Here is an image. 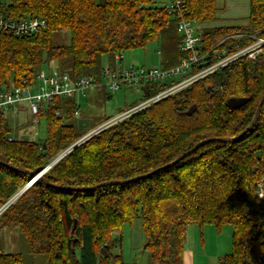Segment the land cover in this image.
I'll return each instance as SVG.
<instances>
[{"label": "trees", "instance_id": "1", "mask_svg": "<svg viewBox=\"0 0 264 264\" xmlns=\"http://www.w3.org/2000/svg\"><path fill=\"white\" fill-rule=\"evenodd\" d=\"M160 3L0 0V13L10 18L46 20L35 33L0 32V86L30 80L46 66L73 79L101 81L104 63L114 70L116 55L153 41L159 42V66L174 67L187 54L180 49L176 20ZM185 12L201 25L205 65L251 43L252 35L264 36V0H248L243 25H208L216 19L214 0H185ZM173 82L145 85L142 99ZM263 95L264 46L254 59L238 58L73 147L13 201L29 176L8 165L38 172L86 129L74 116L79 105L64 97L48 105L41 140L9 141L10 128L0 120V230H17L29 258L0 246V264H33L37 256L46 264H121L114 253L121 240L112 235L134 218L149 264H183L184 234L194 225L231 227V252L218 264H264V213L257 198L264 180V103L252 128L232 140L249 126ZM229 100L242 103L231 108ZM208 139L220 141L169 165ZM102 183L108 185L80 190Z\"/></svg>", "mask_w": 264, "mask_h": 264}, {"label": "built area", "instance_id": "2", "mask_svg": "<svg viewBox=\"0 0 264 264\" xmlns=\"http://www.w3.org/2000/svg\"><path fill=\"white\" fill-rule=\"evenodd\" d=\"M160 5L176 20V31L181 38L180 49L187 54V56L182 58L177 65L167 69H162L160 66L145 69L130 65L128 68L122 67L119 70H111L106 64L103 67L101 81L87 76L73 79L67 73L61 72L58 69L42 68L36 72L30 80L24 79L20 83L10 81L6 85L0 86V120L5 121V124L10 128V119L14 120L21 114L25 119L20 124L16 121V125L12 129L10 128V132H13L14 134L11 135L9 133L6 137L7 140L10 141L13 138H19L21 136L28 138L27 135L31 133L36 135L37 132L35 130L32 131V128L35 125H38L41 118L45 117L48 105L54 98H69L73 99L75 103L78 104V98L85 97L89 91L94 90L96 87H104L108 94L117 92L122 86L136 88L142 93L147 84L160 83L165 80L174 81L167 88L143 99L134 107L119 113L105 120L98 126L84 132L79 139L73 142L62 154L56 157L58 160L73 147L79 145L105 128H108L128 117L130 114L189 86L193 82L221 67H224L238 58L246 57L247 59H254L264 46V36L255 37L252 35L250 36L253 40L251 43L242 47L236 45L229 54L223 52L218 55L217 60L214 63L205 65L207 55L201 52V36L198 29L194 25V22L186 15L185 0H161ZM45 26L46 20L43 18L31 17L14 19L0 13V32L20 36L38 32L39 30L44 29ZM121 59L122 55L115 56V61H121ZM78 107L79 106H77V109L74 112L75 117L78 116ZM55 115H59V112L56 111ZM16 126L19 128H16ZM17 130H20L22 133L17 134ZM257 198L260 202L259 213L263 214L264 180H261L257 184ZM13 200L14 199L11 201ZM11 201L9 203H11Z\"/></svg>", "mask_w": 264, "mask_h": 264}, {"label": "rangeland", "instance_id": "3", "mask_svg": "<svg viewBox=\"0 0 264 264\" xmlns=\"http://www.w3.org/2000/svg\"><path fill=\"white\" fill-rule=\"evenodd\" d=\"M217 1L223 7V10L219 11L222 18L221 23L224 25H243L245 23L248 11L247 0ZM64 34L67 36V42L68 33ZM158 49L159 42L153 41L144 48L127 50L122 54L121 61H116L115 69L128 68L130 65L145 69L159 66ZM105 65L106 63H104ZM44 69H47V66ZM103 90L107 92L104 87H96L89 91L85 97L78 98L79 109L76 118L89 121V126L85 128L86 131L101 124L105 117L115 116L143 100L142 93L136 88L122 86L117 92L109 94V98L103 95ZM24 119L22 114L14 120L10 119V128L12 129L16 125V121L20 124ZM34 130L37 134L27 135L29 139L41 140L45 137L43 118L39 120L37 126L32 128V131ZM16 133L21 134L22 132L17 130ZM10 134L14 133L10 132ZM231 232V227L228 225H222L218 230L212 225H204L201 229L203 248H198L190 260L185 258L183 264H218L224 255L231 252ZM112 237L121 240L120 245L114 249V253L120 256L121 264H149L148 253L143 250L144 239L138 218H134L131 224L124 225L119 232L113 233ZM0 246L7 253L21 254L24 261L29 259L25 241L17 230H0ZM33 264H46L45 258L43 256L34 257Z\"/></svg>", "mask_w": 264, "mask_h": 264}, {"label": "water", "instance_id": "4", "mask_svg": "<svg viewBox=\"0 0 264 264\" xmlns=\"http://www.w3.org/2000/svg\"><path fill=\"white\" fill-rule=\"evenodd\" d=\"M242 103V100H229L227 102V104L231 107V108H237L240 104ZM264 103V95L262 96V98L260 99L259 101V104L257 105V108H256V114L253 118V120L251 121V123L249 124V126L246 128V130H244L242 133H240L237 137L233 138L232 140H237L239 139L240 137H242L245 133H247L251 128L252 126L255 124V122L257 121L258 117H259V114H260V110H261V106L263 105ZM88 123L89 121L87 119H78L77 120V126L79 128H87L88 127ZM213 141H220V139H208V140H205V141H202L198 146L194 147L193 149H191L190 151L186 152L185 154H183L182 156H180L179 158H177L176 160H174L172 163H170L169 165H173L175 164L178 160L186 157L187 155L193 153L196 151V149L202 145H205L207 143H211ZM57 160L54 159L48 166H46L45 168L39 170L38 172H35V173H32V172H29L27 170H23V169H16L10 165H8L9 168H11L12 170H16V171H19V172H22V173H25L29 176V179H28V184L22 189L20 190L14 197L13 199H15L17 196H19L21 194V192L27 188L28 186H30L32 184V181L33 179H42L43 178V174L51 167V165ZM162 169V168H161ZM159 169L157 170H154L153 172L147 174V175H150V174H155L156 172H158ZM146 175V176H147ZM129 181H132V180H129ZM127 181V182H129ZM108 185V183H102L100 185H97V186H94V187H90V188H83V189H80V190H91V189H94V188H97V187H102V186H106ZM100 253L104 256V257H107L108 256V253L104 250V249H100ZM109 264H114L113 263V260H110Z\"/></svg>", "mask_w": 264, "mask_h": 264}, {"label": "crops", "instance_id": "5", "mask_svg": "<svg viewBox=\"0 0 264 264\" xmlns=\"http://www.w3.org/2000/svg\"><path fill=\"white\" fill-rule=\"evenodd\" d=\"M214 1H215V6L217 8L216 19L210 22L208 25L210 26H229V25H224V23H221L222 18L220 16L219 11L223 10V7L219 4L217 0H214ZM247 9H248V0H247ZM194 25L196 26L197 29L201 27L199 23L194 22ZM102 93L105 97L107 98L110 97V95L107 94V92H105L104 90L102 91ZM197 243L199 244V247ZM198 248H203V245L201 242V229L195 225L188 226L186 228L184 239H183V262L185 258L190 260L194 252H196Z\"/></svg>", "mask_w": 264, "mask_h": 264}, {"label": "bare ground", "instance_id": "6", "mask_svg": "<svg viewBox=\"0 0 264 264\" xmlns=\"http://www.w3.org/2000/svg\"><path fill=\"white\" fill-rule=\"evenodd\" d=\"M36 180H37L36 178H35V179H33L32 183H33V182H35Z\"/></svg>", "mask_w": 264, "mask_h": 264}]
</instances>
